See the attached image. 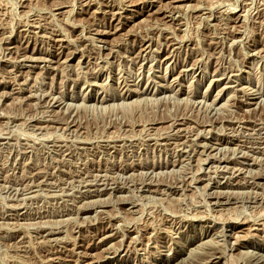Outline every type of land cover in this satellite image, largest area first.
Listing matches in <instances>:
<instances>
[{
	"label": "rangeland",
	"instance_id": "374dc122",
	"mask_svg": "<svg viewBox=\"0 0 264 264\" xmlns=\"http://www.w3.org/2000/svg\"><path fill=\"white\" fill-rule=\"evenodd\" d=\"M0 264H264V0H0Z\"/></svg>",
	"mask_w": 264,
	"mask_h": 264
},
{
	"label": "bare ground",
	"instance_id": "6f19581e",
	"mask_svg": "<svg viewBox=\"0 0 264 264\" xmlns=\"http://www.w3.org/2000/svg\"><path fill=\"white\" fill-rule=\"evenodd\" d=\"M231 12V11H230ZM165 16V15H164ZM85 103V102H84ZM178 144V143H177ZM256 159V158H255ZM251 182V181H250ZM157 185V184H156ZM159 185V184H158ZM250 193V192H249ZM48 226V225H47ZM76 226V225H75ZM37 236V235H36ZM210 242V241H209Z\"/></svg>",
	"mask_w": 264,
	"mask_h": 264
}]
</instances>
